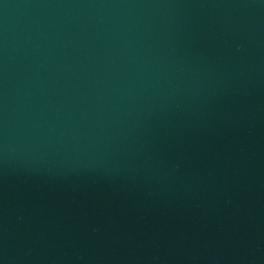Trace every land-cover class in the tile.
I'll use <instances>...</instances> for the list:
<instances>
[{
	"label": "water",
	"instance_id": "95a60500",
	"mask_svg": "<svg viewBox=\"0 0 264 264\" xmlns=\"http://www.w3.org/2000/svg\"><path fill=\"white\" fill-rule=\"evenodd\" d=\"M0 264H264V0H0Z\"/></svg>",
	"mask_w": 264,
	"mask_h": 264
}]
</instances>
